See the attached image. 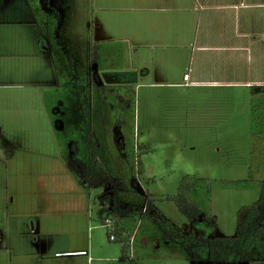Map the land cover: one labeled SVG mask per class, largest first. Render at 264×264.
<instances>
[{"label": "rangeland", "instance_id": "374dc122", "mask_svg": "<svg viewBox=\"0 0 264 264\" xmlns=\"http://www.w3.org/2000/svg\"><path fill=\"white\" fill-rule=\"evenodd\" d=\"M152 1L156 4L157 0ZM190 1L177 0L178 7H189ZM39 2L53 17L64 20L63 26L55 24L54 34L65 48L58 68L65 75L66 64L74 58L77 67L72 73L84 75L85 84L91 87L89 97L97 112L94 120L101 131V149L104 147L110 160L107 167L119 175L120 190L135 194L138 190L130 189V182L136 178L141 192L151 196L180 231L236 234L238 210L259 198L264 176L260 177L264 170L258 168L264 165V135L254 133H264V123L259 117L254 125L253 105L258 97L252 88L191 91L156 85L180 82L186 64H161L164 55L159 47L154 48L161 42L155 34L144 41L147 47L130 53L140 66L125 69L126 37L135 38L137 30L154 29L151 21L139 20L140 13L124 10L135 4L133 0ZM195 26L194 21L192 33ZM181 27L177 22L175 29ZM170 28L174 30L172 24ZM28 35L31 39L25 44ZM38 37L43 33L28 0H0V264H214L187 260L178 247L159 246L157 239L153 244L146 239L130 243L132 257L122 258L125 242L110 240L111 229L105 223L110 215L102 208L110 186H85L63 157L65 145H76L84 153L87 143L82 128L68 125L74 114L59 118L64 124L57 125L51 106L58 96L71 98L68 89L73 88L68 80L62 87L51 53L41 52L36 45ZM93 46L100 56L97 69L100 65L113 70L99 78L96 86L88 74ZM124 80L133 83V90L121 85ZM263 108L257 112L264 117ZM132 143L150 149L142 155L143 174H137L135 164L128 175L125 150ZM187 176L205 179L197 185L195 200L204 212L209 210L211 222L191 220L165 199V195L177 193ZM109 206L108 201L105 207ZM100 215L106 216L105 222L99 220ZM76 250L85 251L79 255ZM89 256H93L91 260Z\"/></svg>", "mask_w": 264, "mask_h": 264}, {"label": "crops", "instance_id": "0c3cea01", "mask_svg": "<svg viewBox=\"0 0 264 264\" xmlns=\"http://www.w3.org/2000/svg\"><path fill=\"white\" fill-rule=\"evenodd\" d=\"M28 2L34 13L35 22L43 33V37H38L36 45L39 44L38 49L41 52L51 53L57 68L58 79L64 87L68 83L66 81L70 79V72L77 66L74 58H71L72 61H69L64 68L65 75L64 71L63 73L60 71L58 57L65 48L59 44L60 37L54 34L52 40V36L46 31L48 18L51 17L53 22L61 23L62 26L64 20L53 17L54 13L49 11L46 5L40 2L37 4V0H28ZM133 3L135 4L128 5L124 10L140 13L139 20L151 21L154 29L153 33L137 30L135 38L132 35L126 37L125 42H128V45L123 54L127 53L128 63L125 69L131 70V67L140 66L130 53L132 54L133 49L147 47L148 44L144 41L153 39L155 34L161 42L155 44L154 48L159 47L164 55L160 63L168 64L171 61V63L178 62V65L182 64V66L185 63L183 75L189 74L188 80H185L183 76L180 82L162 81L155 83L156 85L181 87L191 91H202L207 88L264 86V0H192L189 7H183L181 4L178 7L177 0H157L156 4L152 0H133ZM194 21L196 26L195 32L192 33L190 28ZM177 22L182 24L181 29H175ZM171 24L174 29L172 31ZM29 38L31 39L28 35L26 39H23L25 44H28ZM135 39L137 40L134 43ZM59 48L63 50L60 52ZM63 60L65 64V59ZM96 65L94 63L92 66L89 65V71L96 72L98 79L107 77L113 71L101 68L100 65L97 69ZM123 83L124 86L132 87L133 90V83L125 80L121 82V85ZM68 90L74 93L73 98L58 96L54 106H51L58 119L57 125L64 124L59 118L72 113L75 117L68 121L70 122L68 125L81 128L82 116L75 110L78 98L74 90L71 91L70 88ZM48 96L47 93L46 98ZM257 97V103H260L261 95L257 94ZM89 247L91 250L93 245L91 246L90 243ZM84 251L76 250L75 253L82 255ZM87 252L89 255L90 252ZM92 257L89 256L88 260Z\"/></svg>", "mask_w": 264, "mask_h": 264}, {"label": "trees", "instance_id": "16d2710c", "mask_svg": "<svg viewBox=\"0 0 264 264\" xmlns=\"http://www.w3.org/2000/svg\"><path fill=\"white\" fill-rule=\"evenodd\" d=\"M50 21L51 25L49 24ZM55 24L56 22H53V19L50 17L46 31L52 36V40L54 39L55 29L57 28ZM59 51L61 52L60 48ZM98 52L95 46L90 50L91 63L97 64L99 62L100 56ZM89 72L91 80L94 84H98L99 81L96 72ZM68 81L78 98L75 103V110L77 113H81L82 116L81 128L85 135L87 149L83 153L76 145H65L66 149L63 148V157L72 172H74L79 181L85 186L89 188L102 185L110 186L111 191L107 192L104 196L102 208L109 212L110 217L116 219L115 232L119 236L118 239L123 242L125 241L122 247V258L132 257V255L128 254L131 245L127 242L131 236L129 234L123 237V233L126 231L131 233L140 218L141 223L134 239L135 244H139L144 239L147 240V243L153 244L154 240L157 239L159 246L175 245L178 247L187 260H206L214 264H222L224 262L259 264L264 262V176L262 177L264 173L260 176L262 178L259 183V198L253 204L244 205L238 210L239 221L236 234L231 236L218 234L203 235L198 234L195 230L189 232L180 231L154 205L151 196L149 197L145 192H141V187L136 178L131 179L130 182V189L133 191L138 190L135 194L133 192L131 194L124 193L120 190L116 181V177L119 175H116L114 168L109 169L107 167L106 163H110V160L107 157L108 155L104 147L101 149L98 137L99 134L101 135V132L94 120L97 112L96 109L92 108L89 97L91 87H89V84H85L87 80H85L84 75H81V73L74 74L70 72V79ZM251 88L254 93L261 95L260 103L256 101L253 105L254 125H257V119L259 117L262 118L261 122L264 123L263 113L257 112L264 106V86H252ZM73 97L74 93L71 98ZM94 99L99 100L97 97H94ZM120 99L123 105L124 97L121 95ZM95 106L97 108L98 104ZM72 126L74 127V125ZM78 127L76 126L74 128L76 129ZM254 133L256 135H264V133H260L258 130ZM135 146H138L139 151V166L137 172L139 174L145 172L142 155L150 149L146 145H134L132 143L131 145H127L125 150L129 164L128 175L133 173L135 168ZM258 168L259 171H263L264 165H260ZM204 181L205 179L203 178L192 179L191 176H187L180 183L176 194H167L164 197L166 200L173 201L178 210L189 219L201 220L203 224L206 221L211 222L212 217L209 214V210L204 212L203 207L195 200L198 190L197 185ZM147 196L149 198L148 200H146ZM108 201L111 203L109 209L105 207V203ZM105 218V215L99 216V220L102 222L106 221Z\"/></svg>", "mask_w": 264, "mask_h": 264}, {"label": "built area", "instance_id": "2783aa9c", "mask_svg": "<svg viewBox=\"0 0 264 264\" xmlns=\"http://www.w3.org/2000/svg\"><path fill=\"white\" fill-rule=\"evenodd\" d=\"M184 79L185 80H188L189 79V74L187 73V74H185L184 75ZM138 150L136 149V152H135V164H136V168H137V170H138V166H139V162H138ZM137 174H139L138 172H137ZM118 178V177H117ZM149 198H148V196L146 197V200H148ZM110 207V206H109ZM115 221H116V219H114V218H112V217H110L108 220H107V222H105L106 223V225H107V227L108 228H110L111 230H110V240H117V235L114 233V229H115ZM140 223H141V219L139 218V220H138V222H137V224L135 225V227H134V229H133V231L130 233L129 231H126V232H124L123 233V237H126V235H129L130 234V236H131V238L129 239V241H127L128 243H133L134 242V239H135V236H136V233H137V231H138V227H139V225H140ZM125 242V241H124ZM126 242V243H127Z\"/></svg>", "mask_w": 264, "mask_h": 264}]
</instances>
